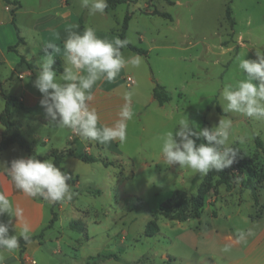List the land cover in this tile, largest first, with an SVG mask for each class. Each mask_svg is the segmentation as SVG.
Segmentation results:
<instances>
[{"label": "rangeland", "instance_id": "374dc122", "mask_svg": "<svg viewBox=\"0 0 264 264\" xmlns=\"http://www.w3.org/2000/svg\"><path fill=\"white\" fill-rule=\"evenodd\" d=\"M171 1L172 5L162 0H136L115 9L121 22L127 10L133 12L126 39L146 51L142 66L157 81L154 86H163L171 100L162 106L147 104L141 114L134 112L127 140L120 144L123 154L115 157L117 168L110 169L112 179L106 181L102 168H89L87 173L80 172L76 187L72 180L68 182L76 194L72 201L56 206L48 203V213L54 209L60 217L54 231L63 234L64 242L70 238L77 249L72 251L73 245L66 248L65 244L55 247L66 250L70 263L85 264L89 256L115 254L118 260L107 264H264V239L254 251L251 247L257 237L264 236V150L254 144L255 138L264 144V121L224 112L221 95L225 85L244 78L239 59L255 60L256 52H264V0H232L229 19L225 16L227 0ZM153 7L172 20L141 13H149ZM136 87L141 101L143 95L151 94L142 84ZM182 114L201 128L203 121L208 128L220 118L233 121L231 147L247 166L243 178L256 187L258 202L253 204L250 191L239 184L229 192L220 185L215 194L208 193L199 219L190 215L179 223L157 213L159 233L145 237V224L175 191H184L189 198L209 176L215 182L213 171L199 174L194 182L198 173L178 165L169 167L160 157L162 135ZM96 188L100 194L94 193ZM73 221H81L85 231L70 229L68 224ZM249 228L255 235L235 247L231 238L235 239L236 229ZM226 244L232 245L228 253L220 250Z\"/></svg>", "mask_w": 264, "mask_h": 264}, {"label": "clouds", "instance_id": "9594fccd", "mask_svg": "<svg viewBox=\"0 0 264 264\" xmlns=\"http://www.w3.org/2000/svg\"><path fill=\"white\" fill-rule=\"evenodd\" d=\"M81 7L88 9L90 15L103 14L108 3L107 0H81ZM130 42L119 37L101 39L92 27L85 28L82 34L70 31L63 44L65 67L59 78L53 67L56 62L53 53L60 52V48L47 43L33 86L41 94L39 104L48 124L68 129L84 140L102 145L113 141L125 143L128 122L135 115L131 107L132 93H124L125 103L111 126L99 125L98 113L94 107H90V102L94 98L93 88L99 81L113 82L128 65L135 68L141 66V56L132 54L125 58L122 52ZM255 56V60L238 58V67L244 78L235 85L223 87V111L264 121V52L258 51ZM232 128L231 119L220 118L214 127L201 128L182 114L175 126L162 135L160 157L169 167L178 165L201 176H206L210 171L220 173L237 159V152L230 143ZM201 139L205 143L198 144L197 141ZM0 169L10 177L14 187L27 197H40L56 203L70 202L76 195L68 183L71 175L56 166L52 159L41 161L32 155L13 159L8 165L0 163ZM4 214L16 218L17 222L24 218V210L18 205L14 206L9 197L0 191V216ZM10 223L11 220L8 223L0 222V264H5L3 252L17 250L21 239L25 242L31 239L27 222L22 224L18 234L15 231L16 223V234L11 236ZM234 235L235 244H246L255 232L251 228L236 229ZM231 248V244H226L220 250L228 253Z\"/></svg>", "mask_w": 264, "mask_h": 264}, {"label": "crops", "instance_id": "0c3cea01", "mask_svg": "<svg viewBox=\"0 0 264 264\" xmlns=\"http://www.w3.org/2000/svg\"><path fill=\"white\" fill-rule=\"evenodd\" d=\"M10 1L18 2L17 8L14 4L10 5L4 0H0V85L3 87L1 90L6 95L16 98L17 102L20 103V108L12 109L11 120L24 141L32 145L33 151L31 154H27L16 144H12L0 151V163L8 165L13 159L26 158L32 155L43 161L45 160L44 156L50 150L70 151L69 154L63 157L61 166L63 171L71 175V182L74 187L79 184L80 172L87 173V170H90L89 168H92V171L102 168L106 171V181H109L112 179L110 169L115 168V162L118 161L115 157L117 158L123 154L120 147L121 143L113 141L107 145L98 144L84 140L77 135H72V132L68 129L48 124L44 110L39 104L41 94L34 88L33 81L39 74L40 60L44 56L43 48L47 43H53L60 48V52L53 53V55L55 59L60 60L63 69L65 67L63 44L70 31L82 34L85 28L92 27L101 39L112 40L115 38V33L121 22V18L115 14V9L119 5L105 10L103 14L90 15L88 9L81 7V0ZM8 6L12 8L9 9ZM12 10L13 15L11 14ZM18 39L22 41L17 44ZM130 44L135 46L132 43ZM8 47H13L14 50L8 49ZM122 52L125 58L135 54L127 48L123 49ZM19 57H23L28 64L33 66V70H29L24 64L18 65ZM142 58L144 62V57ZM142 65L143 63L138 68L128 65L121 70L115 81L101 80L94 86V98L90 102V107L96 109L99 116V125L111 126L115 122L121 107L125 103V92L132 93L131 107L136 114H141V111L143 113L147 104L156 103L152 96V90L154 83L157 81L151 79ZM61 74L57 73L58 78ZM128 78L133 81V84L129 86L126 84ZM140 84L144 85L148 91L151 89V94L142 96L144 101L139 99L140 94L137 92L138 88L136 86ZM0 101L3 102L0 103L1 112L4 107L1 94ZM142 108L143 110H140ZM3 130V127H0V135ZM70 137L72 140H70ZM36 141H40L42 145L38 146ZM82 154L105 159L107 162H114L115 165L106 166L98 160L85 163L80 159ZM106 154L111 155L114 160H109ZM0 191L9 197L14 206L18 205L24 210L22 221L17 222L16 218H10L7 214L0 216V222L8 223L11 220L9 224L10 236L18 234L24 222H27L30 226L31 237L43 230L40 239L20 243L19 248L13 252H3L5 264H75L73 261L70 263L67 259L66 250L55 248L60 244H65L66 248L73 245L71 247L72 251H77L70 238L68 242H64L63 234L54 231V223L60 217L54 209L50 210V214L48 213L46 208L50 202L40 197H27L23 192L17 190L3 169H0ZM94 192L100 194V190L97 188L94 189ZM50 206H52V203H50ZM57 207L60 209L61 205H57ZM52 212L56 215L55 221L51 227H46L52 217ZM64 213L67 215L68 212L65 211ZM231 239L234 240V237ZM263 239L264 236L257 237L253 241L251 244L253 251L256 244ZM237 245L235 244V247ZM35 254H37V262L33 258ZM91 257L94 256L87 258L91 263L87 261L85 264H107L110 260H113L90 259Z\"/></svg>", "mask_w": 264, "mask_h": 264}, {"label": "trees", "instance_id": "16d2710c", "mask_svg": "<svg viewBox=\"0 0 264 264\" xmlns=\"http://www.w3.org/2000/svg\"><path fill=\"white\" fill-rule=\"evenodd\" d=\"M7 4H14L15 8L17 4H19L16 1H10V0H4ZM153 0H149L151 3ZM166 2L169 5H172L173 2L171 0H162ZM232 0H227V6L225 9V16L227 19H229L230 14V8L229 4ZM135 3L134 1H126V0H107L108 8L105 10H108L110 8H113L117 5L123 4V3ZM142 14H146L149 16H159L164 19H168L169 21L172 20V17L167 13H162L158 11L156 8L153 7V10L149 13L141 12ZM13 15V10L11 12ZM133 12L127 11L125 15L123 16L122 22L119 26V28L116 31V37H119L121 40L126 39V32L128 29L129 22L132 18ZM22 40L18 39V43H20ZM15 48V47H14ZM8 49H13V47H8ZM127 49L134 52L135 54H138L141 57H147L146 51L142 50L139 47L133 46L129 43L127 46ZM14 50V49H13ZM123 50V49H122ZM54 69L57 73H63V69L61 67V62L58 59H55ZM24 64L29 70H33V66L28 64L23 57H19L18 65ZM1 96L4 100V107L3 110L0 112V125L3 127V132L0 135V151L6 149L8 146L12 144H16L20 149H22L27 154H31L33 151V147L31 144H28L24 141V139L21 137V135L17 131V127L14 125V123L11 120L12 116V109L13 108H20V103L17 102V99L6 95L2 90L0 91ZM152 96L153 99L156 101V103L159 106H162L166 103H168L171 100L170 94L164 89L163 86L156 83L153 90H152ZM216 111L219 114H223L220 109L216 106ZM203 127H206V122L203 121ZM254 144L259 150H264V144L261 140L258 138L254 139ZM70 151H57V150H50L45 156L44 159L51 158L56 166L61 167V170L63 171V168L61 166L62 159L66 154H69ZM81 161L85 163H91L96 160L102 162L104 165H114L113 162H107L105 159L101 158H94L91 156H88L86 154H82L80 156ZM120 167V166H119ZM247 170L246 164L241 161L240 159H236V162L230 166L227 169H224L222 172L217 173L215 171L212 172L211 177H215V182L212 183V179H210V176L208 179H205L201 182L199 190L193 194L190 195L189 198L187 197L186 192L184 191H175L172 196L167 199L158 209V211L155 213L153 219L149 220L144 227V236L145 237H154L159 233V226L157 224L156 220V214L158 213L160 216H162L166 220L170 221H177L179 223L185 222L190 215L194 216L195 218L199 219L200 215L202 213V209L204 205L206 204L207 195L209 192H212L213 194L216 193L217 187L220 185H224L225 190L227 192L232 191L235 189L236 185L239 184V186L245 190L250 191L253 204H257L258 202V194L256 187H254L247 179L243 178L244 173ZM200 179L199 173L194 178V182ZM98 194V192H94ZM56 203H52V206H56ZM56 215L52 212V217L46 227H51L52 224L55 221ZM70 229L77 231L79 233H83L85 231L84 224L81 221H73L69 223L68 226ZM41 230L38 234L31 237L30 241L40 239L42 237ZM20 243H27L24 240L20 241ZM118 256L115 254H97L94 257H91L90 259H97V260H103V259H113L118 260Z\"/></svg>", "mask_w": 264, "mask_h": 264}, {"label": "built area", "instance_id": "2783aa9c", "mask_svg": "<svg viewBox=\"0 0 264 264\" xmlns=\"http://www.w3.org/2000/svg\"><path fill=\"white\" fill-rule=\"evenodd\" d=\"M8 8L10 9V8H12L11 6H8ZM126 84L129 86V85H131V84H133V81L131 80V79H127L126 80ZM72 135H75L74 133H72ZM70 140H72V138L70 137Z\"/></svg>", "mask_w": 264, "mask_h": 264}]
</instances>
